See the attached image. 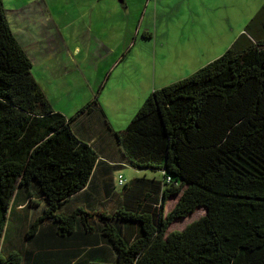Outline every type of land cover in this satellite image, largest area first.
<instances>
[{
	"label": "trees",
	"instance_id": "1",
	"mask_svg": "<svg viewBox=\"0 0 264 264\" xmlns=\"http://www.w3.org/2000/svg\"><path fill=\"white\" fill-rule=\"evenodd\" d=\"M31 68L0 0V264H264V4L223 54L153 89L124 129L105 121L130 165L151 172L119 174L120 194L111 177L103 197L86 190L100 151L73 123L105 116L97 93L67 117ZM37 199L29 249L1 248L16 207Z\"/></svg>",
	"mask_w": 264,
	"mask_h": 264
},
{
	"label": "rangeland",
	"instance_id": "2",
	"mask_svg": "<svg viewBox=\"0 0 264 264\" xmlns=\"http://www.w3.org/2000/svg\"><path fill=\"white\" fill-rule=\"evenodd\" d=\"M2 1L13 35L32 60L33 76L47 91L54 109L62 110L66 115L75 113L73 108L77 103L84 105L86 102L88 89L82 80L87 77L91 81L94 77L107 80L111 74L114 77L116 71L134 65L137 54H140L139 58L142 60L145 59V51L157 65L156 76L150 80L155 88H161L187 77L196 71L197 67L206 65L223 54L264 4V0H150L149 6L144 3L143 7L139 8V12L136 11L138 6H133L132 15L136 17L138 13V16L129 27L119 26L116 27L115 33L101 34L102 40L108 42L103 50L108 59L102 61L98 59L99 53L92 51L96 46L95 35L87 29L86 39L79 40L72 34L66 36V29L59 21L58 5L51 3L52 0H31L30 7L22 4L25 0ZM14 4L20 6L24 16L31 14V21L27 17L16 15ZM155 7L158 18L153 23L151 14ZM49 8L53 11L52 18L49 15ZM30 9L31 13H29ZM145 9H147L146 13ZM47 16L49 17L46 19ZM44 23L43 31L40 32L39 27ZM76 25L74 23L70 28L73 30ZM146 26L151 28V32H155L153 37L143 36ZM120 39L122 45L115 49L116 53L111 54L110 48L116 47V41ZM127 40L130 43L129 46L127 45L128 49L124 45ZM76 45L80 47L79 51L74 49ZM140 48L143 52L136 50ZM100 50L103 52L102 49ZM155 50H157L156 56ZM136 51L138 53L135 55ZM117 56L119 61L122 60L114 70L112 66L114 68L115 65L112 62ZM119 173L130 180L137 174L151 172L135 169L129 164L121 167L114 175L115 190L120 194L125 185L117 182ZM97 178L100 179L99 175ZM175 200L176 198L168 201L165 211L173 207ZM36 201L38 204L30 203L28 200L27 205L24 203L16 207V212L11 215L9 221V225H12L9 227L12 229L8 230V234L2 240L1 248L8 247L21 252L29 249L31 238L26 237V234L32 222L43 213L44 209L43 200ZM204 212L205 210L200 208L184 219L175 220L168 231L181 230ZM47 222L50 220L43 223Z\"/></svg>",
	"mask_w": 264,
	"mask_h": 264
},
{
	"label": "crops",
	"instance_id": "3",
	"mask_svg": "<svg viewBox=\"0 0 264 264\" xmlns=\"http://www.w3.org/2000/svg\"><path fill=\"white\" fill-rule=\"evenodd\" d=\"M51 3L58 5L59 10V21L63 23L66 29V36H75L77 39L82 40L86 39V29L91 34L95 35V51L98 54V59L107 60V54L103 51L107 41L102 40L101 34L103 32L115 33L116 27L127 26L129 27L133 20L137 19L138 13L135 17L133 14V6H138L136 11L139 12V8L145 3L149 6L151 3L150 0H52ZM27 6H31V0H25L22 2ZM15 5V4H14ZM51 6V4H48ZM14 11L15 14L20 17L31 18L30 15H23V11L20 10V6L15 5ZM132 7V8H131ZM129 8V9H128ZM131 8V9H130ZM147 9H145V13ZM31 13V9L29 10ZM53 11L49 8V15L52 18ZM86 13L88 14L86 16ZM158 11L156 7L152 11L151 16L152 22L154 23L157 20ZM145 14H143L144 16ZM49 16L46 17V19ZM134 17V18H133ZM143 17H141L142 19ZM31 21V19H30ZM50 21V20H49ZM143 21V20H142ZM141 21V22H142ZM54 22L55 21H50ZM76 23V27L72 30L73 24ZM154 25V24H153ZM43 26L39 27L40 32L43 31ZM30 28V27H29ZM151 28L146 26V32H144V37H153L154 31H150ZM67 40V39H66ZM64 40V42H66ZM129 41L127 40L124 45L128 49ZM122 45V39L116 41V47L110 48L109 52L111 54L116 53L115 49L118 46ZM128 45V46H127ZM75 50H80V47L76 45ZM103 52H101V50ZM132 49H129L131 51ZM143 52V49H136ZM112 51V52H111ZM138 53L137 51L135 52ZM155 56L157 50L154 52ZM135 57V63L132 66H126L123 69L116 71L114 77L111 74L110 77L105 80L102 78L97 79L94 77L92 81L90 78L81 80L84 82L87 90V98L85 101L88 102L90 99L94 98L97 95L98 102L103 109L105 116L99 112H94L92 114H85L78 118L73 123V128L76 133L84 138L94 143L100 151L99 161L94 170L91 185L89 189L90 193L96 197H103L105 191V185L102 184L104 180H109L112 178L111 182L115 183V173L120 170L121 167H124L126 164H129L127 158L122 154L120 146L117 144L116 140L112 136V133L106 127L105 121L109 124L110 129L113 131H119L124 129L127 124L130 122L140 105L143 103L145 98L150 94V92L155 89V86L150 83V80H153L156 76V63L154 59L149 58L148 52L145 51L146 58H139L140 54ZM122 59H120L121 61ZM100 61V60H99ZM118 56L113 60L112 64L115 65L116 69L118 63L120 62ZM32 62V60H31ZM162 64L160 63V66ZM203 66V65H202ZM201 67V66H200ZM199 68V67H197ZM195 68V69H197ZM79 76H81L79 74ZM38 82V81H37ZM39 83V82H38ZM102 84V87L99 86ZM41 86V84L39 83ZM74 88H77L73 86ZM43 91L48 97L47 91L41 86ZM67 93H70L67 91ZM97 93V94H96ZM96 94V95H95ZM50 100V99H49ZM51 102V101H50ZM85 102V103H86ZM84 103V104H85ZM52 104V103H51ZM82 106L81 103H77L73 110L76 112ZM64 114V111L58 110ZM66 115V114H64ZM73 114L66 115L67 117L72 116ZM101 134H104V139L101 138ZM107 134V135H106ZM110 135L111 138L108 136ZM113 166V167H111ZM117 166V167H116ZM120 174V173H119ZM118 174V176H119ZM99 175L100 179L98 180L97 176ZM138 175V174H137ZM97 178V182L94 180ZM118 182V181H117ZM80 195V194H79ZM76 195V196H79ZM78 199V198H77ZM81 202L74 204H82V199H78ZM36 254V253H35ZM33 254V255H35Z\"/></svg>",
	"mask_w": 264,
	"mask_h": 264
},
{
	"label": "built area",
	"instance_id": "4",
	"mask_svg": "<svg viewBox=\"0 0 264 264\" xmlns=\"http://www.w3.org/2000/svg\"><path fill=\"white\" fill-rule=\"evenodd\" d=\"M119 183L122 184L125 181V178H123L121 175H119V179H118Z\"/></svg>",
	"mask_w": 264,
	"mask_h": 264
}]
</instances>
